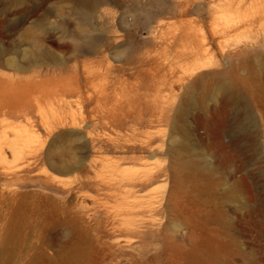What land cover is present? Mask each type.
I'll return each mask as SVG.
<instances>
[{"label":"rangeland","instance_id":"obj_1","mask_svg":"<svg viewBox=\"0 0 264 264\" xmlns=\"http://www.w3.org/2000/svg\"><path fill=\"white\" fill-rule=\"evenodd\" d=\"M0 264H264V0H0Z\"/></svg>","mask_w":264,"mask_h":264},{"label":"bare ground","instance_id":"obj_2","mask_svg":"<svg viewBox=\"0 0 264 264\" xmlns=\"http://www.w3.org/2000/svg\"><path fill=\"white\" fill-rule=\"evenodd\" d=\"M85 18L89 19V15H86ZM90 40L92 41V39H90ZM93 41L95 42V40H93ZM94 47H92V48H94ZM81 50L85 51L84 48H82ZM29 115H30L29 113H23V117L26 118L27 123L32 126L33 120ZM47 128H49V127H47ZM38 142H40L39 136H36L35 133L30 128L27 127L24 129L17 130V132L15 133V139L12 143V148L14 150H20L28 144L34 143L36 145ZM41 147H42V145H41ZM163 172H165V170L164 171L160 170L157 172L147 171V172H145L143 177L137 178L136 180H132L131 183L134 185H141V187H143L144 185L150 184L153 181H155L160 176V174ZM150 202H152V201H150ZM151 205H152V203H151ZM151 205H149V206H151Z\"/></svg>","mask_w":264,"mask_h":264}]
</instances>
